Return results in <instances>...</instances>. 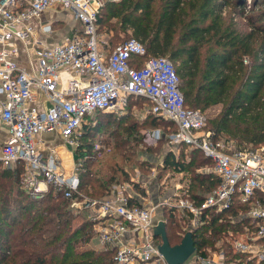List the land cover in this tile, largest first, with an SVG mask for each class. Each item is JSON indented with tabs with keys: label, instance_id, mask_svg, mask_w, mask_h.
I'll return each mask as SVG.
<instances>
[{
	"label": "built area",
	"instance_id": "obj_1",
	"mask_svg": "<svg viewBox=\"0 0 264 264\" xmlns=\"http://www.w3.org/2000/svg\"><path fill=\"white\" fill-rule=\"evenodd\" d=\"M110 1L118 0H0V165L12 168L22 163L32 196H41L50 184L61 188L70 208L93 221L91 246L112 249L114 264H169L153 231L163 220L154 217L156 207L189 213L191 231L202 212L225 211L236 203L247 207L230 217L239 227L229 231L225 241L247 261L264 260V145L239 148L213 139L203 128L202 110L184 104L170 58L145 56L146 47L138 38H126L104 52L96 36V19ZM54 5L83 27L48 43L43 34L52 32V24L36 25L33 18ZM21 52L34 55V65L30 58L31 67L21 65L17 59ZM133 58H140L141 64H132ZM130 95L145 97L148 112L176 124L168 138L172 146L186 144L210 158V172L220 182L201 202L189 197L187 184L169 188L165 180H156L157 194L150 195L138 175L113 183L106 197L85 195L76 164L64 171L56 148L38 138L59 130L75 156L86 116L97 110L123 114ZM225 259V249L218 243L214 250L195 249L183 264H225Z\"/></svg>",
	"mask_w": 264,
	"mask_h": 264
},
{
	"label": "trees",
	"instance_id": "obj_2",
	"mask_svg": "<svg viewBox=\"0 0 264 264\" xmlns=\"http://www.w3.org/2000/svg\"><path fill=\"white\" fill-rule=\"evenodd\" d=\"M221 2L224 1H110L98 13L96 30L105 21L115 19L114 26L130 28L143 42L145 56H168L177 66L174 65L186 106L204 110L221 103L222 110L211 118L210 128L203 126L213 139L231 138L239 148L261 145L264 144V0L250 2L251 8L258 3L263 7L246 16L248 29H240L225 20L220 15ZM244 4L235 8L242 9ZM131 62L140 65L141 59L133 58ZM137 97L147 102L145 97ZM131 98L136 97H128L123 114L97 110L86 116L80 143L75 148L80 190L85 194L106 197L113 183L127 180L128 171L119 160L131 161L134 143L127 136H132L138 123L120 126L130 113ZM149 117L150 123L167 121L173 125L172 131L177 128L171 120L150 112ZM104 125L115 126L114 139L110 137L104 142L113 151H106L104 157L98 158L90 137ZM185 146L179 145L182 150L178 157L165 154L162 168L191 173L187 183L189 197L199 203L204 195L196 189L204 187L210 192L220 178L200 170L202 164H212L210 158L194 147H189L186 156ZM23 170L22 163L12 168L0 165V264H114L112 249L87 246L94 241L93 221L75 213L70 208V200L56 185L50 184L41 196H32L25 186ZM157 176L159 180L161 173ZM246 207L236 203L225 211L210 209L207 215L202 212L199 223L191 229L195 249L212 247L222 241L225 264H264V260H245L244 255L232 252L223 239L228 230L236 231L239 227L230 217ZM165 219L168 241L176 244L187 231L190 214L168 209Z\"/></svg>",
	"mask_w": 264,
	"mask_h": 264
},
{
	"label": "rangeland",
	"instance_id": "obj_3",
	"mask_svg": "<svg viewBox=\"0 0 264 264\" xmlns=\"http://www.w3.org/2000/svg\"><path fill=\"white\" fill-rule=\"evenodd\" d=\"M224 2H221V10L220 15L227 21L233 23L240 29H248L249 25L246 24V16H248L251 13L257 12L260 8L263 7L262 4L258 3L256 6H253L251 8L250 2L252 0H240V2H236L239 0H222ZM240 3H245L244 8H240L236 6H239ZM56 19L54 21L53 30L51 33H53V39L60 40L67 34H70L71 31L74 29H81L83 27V24L79 20H74L68 12L63 10L60 6L56 9ZM45 17L47 14L44 15ZM115 19L107 20L104 24H101L99 28L96 30V36L98 38V42L100 43L101 48L104 52H109L113 49V46L118 43L119 41L129 38V37H135L132 34V31L130 28L122 29L117 25L114 26ZM227 23V22H226ZM175 65V64H174ZM175 67H177L175 65ZM129 115L126 116L124 122L121 124L120 127H122L124 124H131L133 122L138 123L136 126V130L132 134V136H127L131 143H134V146L132 148V153L130 154L131 161L128 159L126 161L119 160V164L123 167L124 170L128 171L127 180H131V178H135L137 175L144 177L145 180V187L146 190H148V193L150 195H153L156 193V191L152 190V184H153V173H156V180L161 181L165 180L168 185L167 187L171 188L175 186V184H187L189 182V177L191 173H185L182 171H166L164 170V157L160 160L162 156H164L167 153H173L175 156H179L181 153V148L178 146H172L170 142L168 141L169 134L173 129V125L169 124V122L165 121H159V123H150L151 118L149 117V112L147 110V102L141 98H131L129 100ZM222 104L221 103H215L209 106L208 108L202 110L204 116H205V128H210V120L211 118L218 115V113L222 110ZM172 125V126H171ZM83 126V125H82ZM118 127V126H117ZM113 128H115L114 125H104L97 134L90 137V140L95 143L94 144V150L96 153V156L98 158L104 157L106 155V151L110 152L113 151L112 149L108 150V147L104 144L106 140H108L110 137L111 139H114V134H112ZM120 138H125V135H119ZM225 136L220 137L219 139L222 140V142L229 141L233 146L235 145L234 140L229 138L226 140L224 138ZM110 140V141H112ZM64 145L67 146L69 149L73 150V146L68 144L65 139H63ZM99 146V150L95 148V146ZM264 145V144H261ZM252 146V145H245V147ZM58 147V146H56ZM253 147V146H252ZM111 148V147H110ZM189 147H184V153L187 156L189 154ZM111 153V152H110ZM191 156V155H190ZM189 156V157H190ZM72 162V161H71ZM75 157L74 160L70 166L69 171L72 169V165L75 166ZM64 163L61 161V167L64 171L65 170ZM203 165V166H202ZM201 169L203 168L205 172H210L211 165L210 163H206V165L202 164ZM199 170V169H197ZM158 173H161V177L158 180ZM154 179V180H155ZM155 180V181H156ZM112 186V185H111ZM136 187H138L136 185ZM139 188V187H138ZM139 190V189H137ZM200 192H202L203 195L207 194L208 191L204 187H198ZM83 194H85L84 191L81 190ZM166 192L165 188L162 189L161 192H158L160 195L162 193ZM157 194V193H156ZM88 195V194H85ZM109 195V193H108ZM145 195V193L143 194ZM163 195V194H162ZM90 196V195H89ZM146 199L148 202H153L151 196H146ZM168 211L167 207H156L154 211V217L156 219H165V214ZM243 211V210H242ZM229 231L233 232L232 230H228L226 232V235H224L223 239H226V236L229 234ZM218 243H222V241H218ZM218 243H215L214 246L209 247L210 249H215L218 247ZM219 249V248H218ZM189 261V259H188Z\"/></svg>",
	"mask_w": 264,
	"mask_h": 264
},
{
	"label": "crops",
	"instance_id": "obj_4",
	"mask_svg": "<svg viewBox=\"0 0 264 264\" xmlns=\"http://www.w3.org/2000/svg\"><path fill=\"white\" fill-rule=\"evenodd\" d=\"M59 7V5H54L53 7L47 9V10H44L42 11L38 16L34 17L33 18V22L36 24V25H39L40 23L43 24V23H51L52 24V27L54 25V21L56 19V8ZM64 10V9H63ZM66 12H68L67 10H65ZM47 14V16L45 17L44 15ZM68 14L71 16V14L68 12ZM72 17V16H71ZM72 32V31H71ZM45 37V41L50 43V42H58L60 40L56 39L54 40L53 39V33H48V34H43ZM23 48L20 47V51H22ZM21 55L19 56L18 59V62L23 65V66H26L27 68L31 67V64L28 63V60L29 58L32 60V64L34 65L35 63V58H34V55H28L26 56L24 52H21L20 53ZM38 138L40 139H43L45 140L46 143H50V145H53L60 158H61V161L65 168V170L68 171V169H70V166L74 160V154H73V150L69 149L67 146H65L63 143V136L61 135V133L59 132V130H56V131H52V132H45V133H42L38 136ZM58 146V147H56ZM42 148V146H41ZM164 156H162L160 158V160L163 158ZM72 161V162H71ZM71 163V164H70ZM142 177V176H141ZM144 178V177H142ZM153 179V178H152ZM155 179V178H154ZM153 179V184H152V190L156 191V179L154 180ZM124 181H128V180H124ZM92 241L88 242L87 246L89 247H94V246H91V243Z\"/></svg>",
	"mask_w": 264,
	"mask_h": 264
},
{
	"label": "water",
	"instance_id": "obj_5",
	"mask_svg": "<svg viewBox=\"0 0 264 264\" xmlns=\"http://www.w3.org/2000/svg\"><path fill=\"white\" fill-rule=\"evenodd\" d=\"M154 235L159 236L158 249L169 264H183L194 252L195 245L192 231L187 230L176 244H170L166 235L165 222L159 220L154 227Z\"/></svg>",
	"mask_w": 264,
	"mask_h": 264
}]
</instances>
